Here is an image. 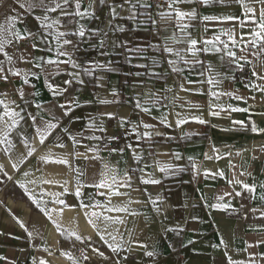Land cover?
I'll use <instances>...</instances> for the list:
<instances>
[{"label":"crops","instance_id":"obj_1","mask_svg":"<svg viewBox=\"0 0 264 264\" xmlns=\"http://www.w3.org/2000/svg\"><path fill=\"white\" fill-rule=\"evenodd\" d=\"M92 0H81L82 9L87 8ZM115 3H122L123 0H114ZM26 3V0H7L0 9V24L6 25L12 16H17L14 23L15 30L19 31L21 36L25 37L19 43L13 41L9 46H6V51L13 57V63L9 64L7 59L0 53V61H3L5 73L8 75V80H0V99L6 97L8 100H15L16 105L25 107L19 97V89L23 88L28 93V98L31 103L26 106V112L37 116V123L40 118L49 120L47 105L53 102V97L47 88V79L40 69L35 67V59L37 57H55L54 51H49L45 42L36 39L33 40L26 36L25 29L28 31L41 33L39 22L35 19L40 15V10L27 11L26 7L21 8L20 4ZM154 7L149 9L152 16L159 20L158 9L155 8L156 3L164 5L167 8L165 0H152ZM183 10H190L192 7L198 8L200 15H234L239 17V20H218L207 22L208 30L204 31L205 22L196 23L195 28H190L194 38L211 39L216 35L221 36V41L228 43L231 48V42L228 37L221 35V28L228 30L234 25H238L240 20H243L246 25H252L255 22L244 18L243 9L240 5L229 3L224 6L212 5L208 7L184 4L180 6ZM127 9V5L125 6ZM119 11V9H118ZM138 12L144 11L142 8L137 9ZM56 15V14H53ZM96 15L99 19H85L81 21L86 28H100L101 36L107 32L108 46L104 51L108 52L107 56H101L100 50L91 49L89 43L81 44V50L76 54V58L83 63L85 60H99L101 62L111 61L114 67L119 71L100 73L106 78L107 92L103 89L95 88L93 78L86 77V85L79 92L73 91L74 96L79 97L80 107L74 108L68 116L63 117L60 126L53 130L52 134L46 139L43 145L40 144L36 137L35 128L30 126L31 121L26 117L25 121L13 129L9 133V139L12 140L14 147L10 151H6L8 145L0 144V264H33L35 258L37 264L43 259L49 264H175V258L178 250H181L184 255V260L179 264H227V258L224 253L233 260L246 262L249 259L256 260L258 264H264V257L260 254L264 253V245H257L255 242L258 239L264 238V231H260L261 226H264V217L260 216L259 210H264V201L258 197L263 190L256 191V199H250V194L242 185L230 184L228 181L237 178L244 183L254 184L255 181L260 184L264 181V154L259 151L260 143H264V133L251 131V124L254 121L259 128H264V93L253 90L251 87H245V84H250L255 81L256 84L264 85V81L258 77H252V69L255 67L258 74L264 75V68L260 65V59H264V53L260 58L251 55L255 49H250L247 53L251 63H246L243 69L236 65L225 66L222 71L229 72L235 76L234 80L224 79L220 85L213 86L207 83L202 84H187L185 87L192 89L191 91H181L177 86L178 81L174 74H170L168 65L164 63L166 54H161L155 49H149L146 53V58H134L131 64L124 60L125 50L120 47H113V43L120 44L123 41H131V46L136 44L149 45L160 44L163 38L174 30V24H168L169 32L156 33V28L148 23L144 27L147 30L136 29V23L128 19H116L113 21L115 25H123L124 32H113L107 25L111 19L109 8L107 5H98L96 7ZM127 11L121 12V16L127 17ZM143 17L138 16V20ZM161 27V24L156 26ZM248 32V28L242 30ZM47 35V33H44ZM76 40V37H69ZM50 39V38H49ZM250 41L252 37L246 36ZM37 45L36 48L32 44ZM91 44H97V39L93 38ZM199 46V45H198ZM222 47V45H221ZM239 45L232 50L240 55ZM224 53L208 52L200 54V59L205 63L211 62L218 68L221 65L220 56ZM23 56L25 59H21ZM152 57H156L161 61L154 70L163 72L164 75L160 78L148 75V69L141 65L152 66ZM190 58V57H189ZM32 59V63L27 60ZM65 59V58H61ZM225 60L227 58L225 57ZM241 63H245L241 61ZM184 67L183 76L186 80H203L204 77L198 75L200 66L196 65L189 70ZM45 65V68H48ZM20 70L23 75L25 70L35 71L38 77H29L30 83L23 84L22 75L14 76L8 69ZM68 71H72L68 68ZM139 71L143 75L135 76ZM131 73V75H126ZM69 79L67 72H63L52 78V83L63 87V82ZM143 82V86H141ZM76 87H80L77 85ZM166 87L172 88V91H164ZM115 88L120 93V103L113 105H98L95 102V96H107L109 99L114 97L108 95L111 89ZM149 89L161 93L166 96L161 103L157 105L146 104L144 106L151 108L150 114H145L141 109L135 107L136 96L140 92H146ZM196 89H199L197 91ZM211 91L233 92L235 95L243 96L245 99L237 100L233 97L220 95L218 98L211 96ZM178 96L179 99H173ZM255 98V99H253ZM85 101H93L88 104ZM59 102H64V97L59 98ZM45 105L43 110H38L36 104ZM220 105L221 108L212 110L220 111L219 116L210 114L209 105ZM13 105V107H16ZM199 105V107H196ZM239 107L248 109V111L233 112L229 108ZM3 106L0 105V113L3 112ZM16 110H19L17 107ZM57 117L60 116V109H54ZM100 111H115L117 116H126L128 123L123 127L119 126L116 119L109 120L105 117L106 133L96 132V135L117 136L116 140L107 141L109 148L120 149L124 148V152H109L107 148L102 147L100 156L110 163L116 165L119 174L129 166L133 168H143L145 163L152 165L145 169V174L154 172L155 177L161 180L159 185H144L138 177L141 175L139 171L130 173L133 177L132 189H120V191H129L133 200H140L142 203H133L130 205L132 209L140 213L135 217L125 213H106L107 215H119L126 220L125 225H113L109 231L114 228H119L117 241L120 242L121 236L123 247L118 253H114L104 240L100 239V233L96 228H93L88 223L89 217L85 216L86 211H100L99 209H83L79 206L80 201L90 204L94 201H99L100 204H108L106 196L97 195L98 190L88 186L93 182L91 173L102 167L100 161H89L83 157L75 158L69 155L70 165H61L54 162L44 163L40 157L47 155L49 150L53 157H60L70 154L73 151L84 152V145L103 146V141H93L83 139L82 144L73 148L69 137L61 130L64 127L69 129L73 134L83 132L84 136L93 134L92 130L86 129L88 116L97 115ZM179 118L189 117L187 123L177 127L176 120ZM25 113H22L24 115ZM80 117L78 121H74V117ZM192 116H200L207 123L201 124L190 119ZM167 117V121L171 124L161 123V119ZM233 121H244V126L234 125ZM150 123L156 126L161 136H153L143 138L140 141L136 140V135L144 131L143 124ZM133 127L137 128V133H133ZM20 133H23L21 135ZM190 134V135H186ZM27 137L30 146L35 147L36 151L32 156L27 157L23 163H20L21 154H27L23 140ZM59 143L67 145L66 148L58 147ZM132 144L138 153H141L143 159L137 163L132 159L133 150L127 148L126 145ZM215 145L219 149V153H213L212 146ZM254 145V146H252ZM251 151H250V147ZM226 147H229L231 156L226 155ZM151 152L152 155H148ZM180 153L181 159L176 160L173 153ZM240 154L237 155L236 153ZM212 156L213 159L208 160L205 154ZM255 153V154H254ZM260 153V154H257ZM89 156L92 153L88 154ZM220 158L217 159L216 156ZM188 157H192L197 165V169L192 168V161ZM255 157V159L253 158ZM171 163L178 166L174 175H165L155 168L154 161ZM231 161V167L229 164ZM257 162L256 166L250 162ZM16 163L18 167L13 168L11 165ZM79 167L84 175L81 181L85 186L81 189L82 195H75V176L77 175L72 168ZM210 169L212 173L223 171L224 176L219 175L209 176L204 175V170ZM7 172L11 179H8L4 173ZM29 175L25 176L24 173ZM251 173V176L241 173ZM98 176L95 178L98 180ZM42 179H57L61 182L68 181V192H64L61 184L49 185L41 183ZM35 181V183H29ZM258 183V186H259ZM21 184H25L28 192H25ZM41 190L45 193L41 196ZM241 193L240 196H235L234 191ZM101 192H106V189H100ZM29 192L36 199L40 200V207H37L29 197ZM56 192L61 193L58 197L65 201V205H56L53 203L54 198L46 193ZM225 192H231L233 195L224 196L222 203H230L228 209H215L208 205L216 203V197L223 195ZM149 196L155 198L159 196L161 200L157 201L161 207V213H156L153 205L149 201ZM90 197L92 198L90 200ZM128 197H112V205H120L127 201ZM243 205V206H242ZM75 206V207H71ZM63 208L62 213L53 212L52 217L61 225V231H57L56 225L43 214L41 208ZM255 208L258 211L252 212ZM147 217V220H145ZM193 217L197 219H193ZM95 220V218H92ZM18 221H22L25 227H21ZM100 228H103L102 222L97 221ZM166 228H179V234L173 231L165 232ZM36 230L40 233L39 236L29 237L30 231ZM133 230L130 237L129 231ZM75 231L82 237L83 240H76L75 236L69 235ZM91 237V239H88ZM221 238L227 243V248L220 243ZM105 240L108 243L115 244L112 238L105 235ZM139 241L147 244L148 251L155 249L156 257L146 256L145 249L139 247V244L132 241ZM192 241V243H188ZM253 245L248 247V245ZM219 245V247H213ZM131 248L132 251H127ZM248 249L245 251V249ZM47 249V251L45 250ZM70 254L73 259H69ZM100 253H104L103 256ZM87 256L88 259L84 257ZM126 257V258H125Z\"/></svg>","mask_w":264,"mask_h":264},{"label":"snow or ice","instance_id":"obj_2","mask_svg":"<svg viewBox=\"0 0 264 264\" xmlns=\"http://www.w3.org/2000/svg\"><path fill=\"white\" fill-rule=\"evenodd\" d=\"M165 3L167 4V8H164L163 4L156 3L155 8L158 9V16L159 20L154 18L151 14L149 9H152L154 7L152 0H123L122 3H115L114 0H92V2L88 5L87 8L82 9V3L81 0H26V3L20 4L21 8L27 9V11H35L40 10V15H37L35 19L39 22V27L42 30L41 33H36L32 31H28L25 29L26 36L32 38L33 40L40 39L45 42L46 46L48 47L49 51L55 52V57H37L35 59V67L40 69L41 72L44 73L46 79H47V88L49 89L52 97L53 102L49 103L47 107L48 116L51 117L49 120H44L43 117L40 118L39 123H37V116L33 115L32 113L26 112V106H28L31 101L28 98V93L25 92L23 88H20L19 91V97L22 102V104L25 105V107H19V105H16L15 100H8L5 95V98L0 99V105L3 106V112L0 113V144H6L8 145V148L6 151H10L14 145L11 139H9V133L17 128L22 121H25L26 117L30 119L32 127L35 128L36 137H38L39 142L41 145H43L46 141V139L52 134L53 130L57 129L60 126L61 119L63 117H66L73 111L74 108H79L80 102L79 97L74 96L72 93L73 91L79 92L83 89V87L86 85V77L93 78V85L95 88L103 89L107 92L106 88V78L104 75L100 73H108V72H117L119 69L117 67H114L112 65L111 61L108 62H101L99 60H85L83 63H81L77 58L76 54L81 50V44L82 43H89V47L91 49H99V54L101 56H107L109 53L104 51V49L108 46L107 44V32L103 33V36H101L102 30L100 28H86L85 25L81 22L85 19L91 20V19H99V17L96 15V7L98 5H107L109 8V15L111 19L108 21L107 27L113 31V32H124L125 27L123 25H115L113 27V21L116 19H128L136 23V29L140 30L143 28V30H147L146 27H144L146 24L150 23L153 28H156V33L159 34V32H169L168 24H174V30L170 31V34L166 35L160 44H149V45H140L136 44L135 46H131V41H123L120 44L113 43V47H120L125 50L124 52V60L126 63L131 64L132 60L134 58L144 59L146 58L147 51L151 49H155L156 51L160 52L161 54H166L164 57V63L168 65V68L170 69V74H174L176 77V80L178 81L177 86L181 91H191L192 89L185 87V83L191 85V84H202L207 83L209 85L217 86L222 83L224 79H231L234 80L235 76L230 75L229 72L222 71L221 69L224 68L226 65H236L238 68L243 69L245 67L246 63H251V61L248 58L247 53L250 49H255L257 46H259L257 51H252L251 55L257 58L261 57V54L264 53V0H165ZM229 3H235L242 7L243 9V15L246 20L254 21L255 23L252 25H246L243 20H240L238 25H234L232 28L225 30L221 28L220 33L221 35H225L228 37V40L231 42V48L229 47L228 43L225 41H221V36L216 35L212 37L211 39H197L194 38L192 33L188 31L190 28H195L196 23L194 22H205V28L204 31L207 32L208 26L207 22L211 21H218V20H239L240 18L234 15H225V16H216V15H200L198 13L197 7H192L190 10H183L180 6L184 4L188 5H197V6H203L208 7L212 5H220L224 6ZM127 5V9H125V6ZM142 8L144 11L138 12L137 9ZM119 9V11H118ZM127 11L128 15L127 17L121 16V12ZM56 14V15H53ZM139 17H143L142 19L138 20ZM17 20V16H12L9 19V23L6 25L0 24V53L4 55V57L7 59V62L9 64L13 63V57L9 55V53L6 51V46H9L13 43V41L19 43L20 40L24 39L25 37L21 36L20 32L15 30L14 23ZM158 24H161V27L157 28L156 26ZM248 28V32L244 33L242 30L244 28ZM44 33H47V35H44ZM250 35L252 39L248 41L246 39V36ZM69 37H76V40L70 39ZM50 38V39H49ZM96 38L97 44H91L90 41ZM199 45V46H198ZM222 45V47H221ZM239 45H244V47H240V55H237V52L232 50L236 47H239ZM33 48H36L37 45L35 43L32 44ZM208 52H216V53H224V55L220 56L221 65L218 68L216 65H214L211 62L205 63L200 59V54L202 53H208ZM65 59H61V58ZM190 57V58H189ZM225 57L227 60H225ZM21 59H25L23 56H21ZM152 66L148 65H141V67H145L148 69L147 74L160 78L164 75L163 72H157L154 70V66H157L161 63L159 59L156 57H152ZM241 61H244L245 63H241ZM28 63H32V59L27 60ZM3 61H0V80H8V75L5 73V68L3 66ZM45 65H48V68H45ZM181 65L188 67L189 70H191L192 67L199 65L200 71L198 72V75L201 77H204L203 80H186L183 76L184 67ZM260 65L262 68H264V59H260ZM68 68H71L72 71H68ZM8 72H11L14 76H21L20 70H14L9 68ZM63 72H67V75L69 76V79L65 80L63 82V87L60 85L53 84L52 78L54 76H58L62 74ZM38 73L35 71H28L25 70L22 79L23 84L28 85L30 83L29 77H38ZM126 75H131V73H127ZM143 75L141 72L137 71L135 73V76L140 77ZM252 77H258V79L264 81V75L258 74L256 68L254 67L252 69L251 73ZM79 85L80 87H76ZM141 86H143V82H141ZM245 87H251L253 90L259 91L261 93H264V85L256 84L255 81H251L250 84H245ZM172 88L166 87L164 91H172ZM199 91V89H196ZM211 96L213 97H219L220 95H225L229 97H233L237 100L245 99L243 96L235 95L233 92H221L218 93L217 91H211ZM108 95L114 97V99H109L107 96H100L97 94L95 96V102L98 105H113L120 103V93L117 89L112 88L110 93ZM64 97V102H59V98ZM164 99H167L166 96H163L161 93L152 91L149 89L146 92H140L136 96L135 100V107L137 109H141L145 114L151 113V108L146 107L144 105L146 104H152L157 105L158 103H161ZM173 99H179L178 96H174ZM255 99V98H253ZM262 100H264V97H262ZM85 103L91 104L93 101H85ZM13 105H16V107H13ZM19 108V110H16V108ZM35 107L38 110H43L45 105L42 104H36ZM196 107H199V105H196ZM60 109V116L57 117V114L55 113L54 109ZM210 108V114L213 116H219L220 111L212 110L214 108H221L220 105H209ZM229 108L233 112H239V111H248V109H242L239 107H232L229 105ZM22 113H25L22 115ZM261 115H264V113H261ZM178 119L176 120V125L179 127L182 124L187 123L189 117H183L179 118V114L177 113ZM105 117L107 119L112 120L116 119L119 126L123 127L125 123H128L126 116H117V113L115 111H100L97 113V115H89L87 118V123L85 125L86 129L92 130L93 134L90 136H84L83 132H79L76 134H73L72 132H69V129L67 127L62 128L61 130L69 137V140L72 142L73 148L75 149L77 146L82 144L83 139L93 140V141H103V146L101 144H97L95 146L93 145H84L85 151L79 152V151H73L70 154H66L64 156L60 157H53L51 151L49 150V153L47 155H43L40 157L41 161L44 163L48 162H54L56 164L61 165H70L69 161V155L74 156L75 158L83 157L85 160L89 161H100L102 164V167L99 169L94 170L91 175L93 177V182L88 185L91 187H94L98 190L97 195L106 196L108 198V204L102 205L99 201H94L90 204H86L83 202V200L80 201L79 206L83 209H99L104 208L103 212L100 211H86L85 216L89 217L88 223L92 225L93 228H96L98 230V233H100V239L104 240V243L108 244V247L111 248V250L114 253H118L123 247V240L122 236L120 239V242L117 241V235L114 233H119V228H114L112 231H109V229L113 225H125L126 220L122 218L119 215L113 216V215H107L106 213H125L127 215H131L133 217L140 215V213L136 212L135 209H132L130 207L131 204L136 203H142L140 200H133L131 198L129 191H120V189H131L133 191H139L138 189H132V182L133 177L130 173H134L136 171H139L141 175L138 177L141 183L144 185H159L161 183L160 179H157L155 177L154 172H149L145 174V169L152 166L147 163H145L143 168H133L132 166H129L126 168L123 172V175L121 176L119 174L118 167L109 161L105 160L102 156H100V152L103 148H107V150L111 152H124V148L115 149V148H109L107 145V141L116 140L117 136H107L106 138L101 135H96V132L100 133H106L107 128L105 127ZM80 117H74V121L80 120ZM190 119L195 120L201 124L207 123L202 117L200 116H192ZM161 123L167 124L169 127H171V124L168 123L167 117H163L161 119ZM143 128L144 131L142 133H138L136 135V140L140 141L143 138H151L154 135L155 136H161L162 133L159 130H156V126L150 123H144ZM234 125H240L244 126V121H233ZM251 131L253 133L262 132L264 133V128L257 127L256 123L253 121L251 124ZM133 133H137V128L133 127L132 129ZM23 135V133H20ZM190 135V134H186ZM23 143L25 147L27 148V154H21L20 156V163H23L24 160L27 159V157L32 156L33 153L36 151L35 147L30 146L29 141L27 137L24 138ZM61 148H66L67 145L63 143H59L57 145ZM127 148H130L133 150L132 153V159L135 160L137 163H139L143 156L141 153H138L136 151V148H139V144L136 145L134 148L132 144L126 145ZM213 153H219V149L215 147V145L212 146ZM259 151L261 154H264V143H261L259 146ZM92 153L91 156L88 154ZM237 155L240 153L237 152ZM148 155H152L151 152L148 153ZM226 155L231 156L232 153L228 152ZM173 156L176 160L181 159L180 153L176 152L173 153ZM205 158L208 160L213 159L212 156H209L207 153L205 154ZM217 159L220 158L219 155L216 156ZM255 159V157H253ZM189 161H192V168L195 170L197 169V165L194 162L192 157H188ZM155 168H158L159 172L165 175H174L175 170L178 169V166H175L171 163H164L161 161H154ZM229 164L231 167H235V165L231 164V161H229ZM13 168L18 167L16 163H13L11 165ZM3 166L0 165V168ZM72 171H74L77 175L75 176L76 186H75V195L77 197H80L82 195L81 189L85 186V184L81 181V177L84 175V172L79 168L75 167L72 168ZM215 176L219 175L221 177L224 176V172L218 171L215 173H212L210 169L204 170V175ZM249 175L251 176V173H244L242 172L241 175ZM4 175L11 179V176L8 175L7 172L4 173ZM25 176H28L29 173L25 172ZM99 177L98 180H96V177ZM41 183L49 184V185H55V184H61L63 187L64 192H68V181L65 180L61 182L57 179H42L40 181ZM230 184L234 185H242L243 189H246L250 194V199H256V184H248L244 183L243 181L233 178L232 180L228 181ZM29 183H35V181H29ZM21 187L24 188L25 192H28V188L25 184H21ZM261 189H264V183H261L259 185ZM100 189H106V192L99 191ZM235 193V196H240L241 193L238 191L233 190ZM45 193L43 190H41V196H43ZM48 196L53 197V203L56 205H65V201L63 199H59L58 197L61 195V193L56 192H48L46 193ZM233 193L231 192H225L223 195H219L216 197L217 202L208 205L211 208L215 209H228L231 207L230 203H222L221 201L224 200V196H231ZM29 197L32 199L33 203L37 205V207H40V200L36 199V197L32 196V194L29 192ZM112 197H128L127 201L120 205H112L111 204V198ZM261 201H264V192H261L258 197ZM92 198L90 197V200ZM161 200L159 196H156L155 198H152L149 196V201L153 205L156 213H161V207L157 203V201ZM243 206V205H242ZM75 207V206H71ZM41 211L45 216L48 217L49 220L52 221L53 224L56 225L57 231H61V225L53 219L52 213H62L63 208H41ZM258 211L257 209L253 208L252 212ZM260 216L264 217V210H259ZM92 218H95L92 219ZM193 219H197L193 217ZM145 220H147V217H145ZM97 221H101L103 228H100V225L97 223ZM21 225V227H25L24 223L22 221H18ZM183 229L179 228H166L165 232L167 231H173L179 234V231H182ZM260 231H264V226H261L259 229ZM129 236L131 237L133 234V230H128ZM29 237H35L39 236L40 233L36 231L35 229L33 231H30L28 233ZM69 235L75 236L76 240H83L84 237L76 233L75 231L70 232ZM105 235H108L112 238L115 244L108 243L107 240L104 239ZM88 239H91L89 237ZM133 243L139 244V247L145 249V255L148 257H156L157 251L155 249L148 251V245L137 241H132ZM188 243H192V241H189ZM221 244L224 245L225 249L227 248V243L224 241L223 238H221L220 241ZM257 245H264V238L258 239L255 242ZM253 245H248V247H252ZM213 247H219V245H213ZM47 251V249H45ZM248 249L246 248L245 251ZM127 251H132L131 248H128ZM65 255H68L69 259H73V257L65 253ZM101 256L104 255V253H100ZM225 257L227 258V264H258L256 260L249 259L246 262L233 260L231 256L228 255L227 251L224 253ZM262 257H264V253L260 254ZM85 259H88L87 256L84 257ZM126 258V257H125ZM0 259H5L4 257H0ZM33 264H37L35 258L33 260ZM39 264H49L46 260H39ZM116 264H119V261H116Z\"/></svg>","mask_w":264,"mask_h":264},{"label":"built area","instance_id":"obj_3","mask_svg":"<svg viewBox=\"0 0 264 264\" xmlns=\"http://www.w3.org/2000/svg\"><path fill=\"white\" fill-rule=\"evenodd\" d=\"M7 0H0V9L2 5L6 2ZM184 260V255L181 250L177 251L176 258H175V264H179Z\"/></svg>","mask_w":264,"mask_h":264},{"label":"rangeland","instance_id":"obj_4","mask_svg":"<svg viewBox=\"0 0 264 264\" xmlns=\"http://www.w3.org/2000/svg\"><path fill=\"white\" fill-rule=\"evenodd\" d=\"M260 144H261V143H260ZM252 146H254V145H252ZM252 146L250 147V151H251ZM226 151L229 152V147H226ZM254 154H255V153H254ZM257 154H260V153H257ZM250 163H251V165H255V166H256V164H257V162H255V161H252V162H250ZM258 183H259V182H258ZM258 183H257V181H255V183H254V184L257 185L256 191H258V190H263V191H264V189H261V188L258 186ZM262 183H264V181H263ZM259 185H260V183H259Z\"/></svg>","mask_w":264,"mask_h":264}]
</instances>
